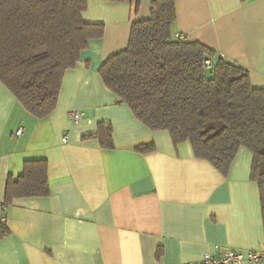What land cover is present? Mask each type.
<instances>
[{
	"label": "crops",
	"instance_id": "crops-1",
	"mask_svg": "<svg viewBox=\"0 0 264 264\" xmlns=\"http://www.w3.org/2000/svg\"><path fill=\"white\" fill-rule=\"evenodd\" d=\"M133 5L87 0L83 20L105 32L65 72L48 116L32 115L0 81V225L10 230L0 237V264H188L206 253L264 254L252 151L240 147L225 175L195 156L190 141L175 144L168 131L142 123L105 85L100 68L127 48L133 23L151 16L150 0L137 12ZM176 6L175 35L210 46L264 88V0ZM101 122L113 126V147L97 135ZM142 144L153 149L138 151ZM43 158L48 194L3 207L9 177L21 175L26 160Z\"/></svg>",
	"mask_w": 264,
	"mask_h": 264
},
{
	"label": "trees",
	"instance_id": "trees-1",
	"mask_svg": "<svg viewBox=\"0 0 264 264\" xmlns=\"http://www.w3.org/2000/svg\"><path fill=\"white\" fill-rule=\"evenodd\" d=\"M132 1L137 12L142 0ZM86 7L87 0H0V81L37 118L56 108L65 72L105 32L83 20ZM150 10L133 23L127 48L100 68L105 85L142 123L168 131L175 144L190 141L195 156L225 175L239 148H249L264 220V88H254L247 69L210 46L175 35L176 0H150ZM97 135L113 147L112 124L101 122ZM48 192L47 159L26 160L23 173L7 181L3 207ZM9 233L1 224L0 237Z\"/></svg>",
	"mask_w": 264,
	"mask_h": 264
},
{
	"label": "built area",
	"instance_id": "built-area-1",
	"mask_svg": "<svg viewBox=\"0 0 264 264\" xmlns=\"http://www.w3.org/2000/svg\"><path fill=\"white\" fill-rule=\"evenodd\" d=\"M209 63V62H208ZM83 113L79 110H76L72 113V117L75 121L82 119ZM22 128L17 131V134H21ZM66 140V136L64 137ZM6 222V219H2V223ZM264 258V254L257 253L254 251L249 252L248 254H243L237 251H227L221 255H213L206 253L201 261L190 262L188 264H242L246 261L253 262L258 264Z\"/></svg>",
	"mask_w": 264,
	"mask_h": 264
},
{
	"label": "bare ground",
	"instance_id": "bare-ground-1",
	"mask_svg": "<svg viewBox=\"0 0 264 264\" xmlns=\"http://www.w3.org/2000/svg\"><path fill=\"white\" fill-rule=\"evenodd\" d=\"M5 223V222H4Z\"/></svg>",
	"mask_w": 264,
	"mask_h": 264
}]
</instances>
